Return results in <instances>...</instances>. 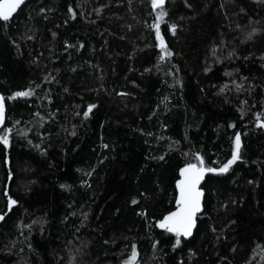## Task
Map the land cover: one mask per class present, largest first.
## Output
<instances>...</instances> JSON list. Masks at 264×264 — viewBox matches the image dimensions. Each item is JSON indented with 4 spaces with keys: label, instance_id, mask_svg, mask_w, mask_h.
Returning <instances> with one entry per match:
<instances>
[{
    "label": "trees",
    "instance_id": "trees-1",
    "mask_svg": "<svg viewBox=\"0 0 264 264\" xmlns=\"http://www.w3.org/2000/svg\"><path fill=\"white\" fill-rule=\"evenodd\" d=\"M164 7L0 19V264H264V0ZM185 163L219 170L190 238L158 226Z\"/></svg>",
    "mask_w": 264,
    "mask_h": 264
},
{
    "label": "water",
    "instance_id": "water-1",
    "mask_svg": "<svg viewBox=\"0 0 264 264\" xmlns=\"http://www.w3.org/2000/svg\"><path fill=\"white\" fill-rule=\"evenodd\" d=\"M29 0H0V19L9 20L16 12ZM161 0H156V5H161ZM158 23L154 24V27ZM31 93V90H21L14 96H25ZM4 99L0 92V129L5 122ZM235 148L232 157L227 166L237 157L240 145V133L234 136ZM219 171L214 168L198 166L193 163H185L178 169V178L175 181V200L174 208L165 213L158 221V226L162 230L170 232L179 231L186 238H190L195 230L197 216L203 209L204 190L202 184L207 174ZM2 215H0V218Z\"/></svg>",
    "mask_w": 264,
    "mask_h": 264
},
{
    "label": "rangeland",
    "instance_id": "rangeland-1",
    "mask_svg": "<svg viewBox=\"0 0 264 264\" xmlns=\"http://www.w3.org/2000/svg\"><path fill=\"white\" fill-rule=\"evenodd\" d=\"M152 1V10L154 13V21H153V28H156V26L154 27L155 23H158V26L160 23H162L166 17V10L164 7V2L165 0H161L162 3L161 5H156V0H151ZM157 26V27H158ZM161 49L164 55H168L169 51L163 46V44L161 43ZM6 139V136H5ZM134 254V253H133Z\"/></svg>",
    "mask_w": 264,
    "mask_h": 264
}]
</instances>
